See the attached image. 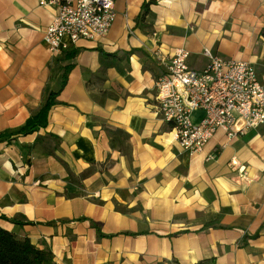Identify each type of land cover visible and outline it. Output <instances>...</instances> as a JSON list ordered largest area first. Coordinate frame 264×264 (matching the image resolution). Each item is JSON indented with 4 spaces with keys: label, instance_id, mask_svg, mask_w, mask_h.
<instances>
[{
    "label": "crops",
    "instance_id": "1",
    "mask_svg": "<svg viewBox=\"0 0 264 264\" xmlns=\"http://www.w3.org/2000/svg\"><path fill=\"white\" fill-rule=\"evenodd\" d=\"M147 1L113 0L105 36L52 54L55 9L0 0V227L54 264H264V124L189 155L157 112L152 55L183 47L201 69L208 48L264 76V0H156L140 19ZM70 64L46 126L7 134Z\"/></svg>",
    "mask_w": 264,
    "mask_h": 264
},
{
    "label": "built area",
    "instance_id": "2",
    "mask_svg": "<svg viewBox=\"0 0 264 264\" xmlns=\"http://www.w3.org/2000/svg\"><path fill=\"white\" fill-rule=\"evenodd\" d=\"M55 13L43 31L47 50L59 54L78 39L105 36L115 18L113 0H38ZM183 47L171 55L154 51L161 70L155 80L156 108L176 144L189 155L202 151L221 129L227 137L264 124V76L244 60L226 59L203 48L201 69L189 67ZM202 116L193 120V113Z\"/></svg>",
    "mask_w": 264,
    "mask_h": 264
},
{
    "label": "trees",
    "instance_id": "3",
    "mask_svg": "<svg viewBox=\"0 0 264 264\" xmlns=\"http://www.w3.org/2000/svg\"><path fill=\"white\" fill-rule=\"evenodd\" d=\"M155 2L156 0L144 2L138 17L141 19L148 12L149 5ZM261 34L264 35V27L261 29ZM71 66V64L63 66L59 89L48 92L40 107L26 119L25 123L13 131L7 132V134H27L46 126L48 112L57 103L55 97L64 86ZM1 135H5V133ZM97 233L100 235L99 230H97ZM206 261L207 259L196 264H205ZM0 264H54V260L53 254L48 247L38 248L28 238L19 237L15 233L0 227Z\"/></svg>",
    "mask_w": 264,
    "mask_h": 264
}]
</instances>
